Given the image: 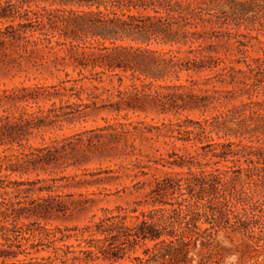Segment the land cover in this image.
Returning a JSON list of instances; mask_svg holds the SVG:
<instances>
[{
    "label": "rangeland",
    "instance_id": "obj_1",
    "mask_svg": "<svg viewBox=\"0 0 264 264\" xmlns=\"http://www.w3.org/2000/svg\"><path fill=\"white\" fill-rule=\"evenodd\" d=\"M247 1L161 0L164 8H156L164 20L154 23L168 34H158L150 49L165 55L153 65L164 79L153 87L136 82L138 91L131 73L122 91L113 90L121 76L103 78L101 87L111 91L77 83L79 71L64 52L0 50V185L8 187L0 202L12 225L84 227L119 206L178 212L187 205L190 182L233 167L214 157L218 144L264 149L260 135L244 139L264 118L256 105H264V88L255 87L264 69V38L246 30L253 29L248 18L263 16L257 7H238ZM170 40L178 44L166 45ZM250 183L262 199L264 186ZM218 187L205 199L217 215L227 210L223 183ZM216 241L208 264H264L258 241L230 230L218 232Z\"/></svg>",
    "mask_w": 264,
    "mask_h": 264
},
{
    "label": "trees",
    "instance_id": "obj_2",
    "mask_svg": "<svg viewBox=\"0 0 264 264\" xmlns=\"http://www.w3.org/2000/svg\"><path fill=\"white\" fill-rule=\"evenodd\" d=\"M161 3V0H0V50L18 49L32 55L64 52L79 71L80 79L76 82L88 81L96 91H111L101 85L104 77L115 76L122 78L113 90L122 91L123 80L128 79L129 73L135 90L139 89L136 82H150L153 87L164 79V73L153 65L165 55L150 49L158 34L167 33L154 23L164 20L163 13L156 8H164ZM239 6L244 12L257 7L262 13L258 22L247 19L252 30L246 26L247 31L258 32L256 40L260 41L264 38V0H249ZM151 12L156 16H151ZM172 14L176 12L167 15ZM237 24L240 27V21ZM173 42L170 40L166 45L178 44ZM258 70L260 81L255 87L263 89L264 69ZM80 88L85 91V85ZM256 105L263 114L264 105ZM261 119L251 128L252 137L244 139L260 135L258 142L264 140V118ZM217 150L220 153L214 157L233 167L227 165L224 171L207 175L209 179L190 182V187L204 192L195 195L188 187L189 198L184 201L187 205L178 212L161 208L137 213L119 206L104 209V218L84 227L30 230L24 224L21 228L12 225L3 199L0 259L3 264L11 260L14 261L10 264H208L205 256L212 252L216 234L222 230L264 244V197L258 199L256 187L250 183L264 186L261 171L264 149L252 143H226L218 144ZM235 172L238 175L232 176ZM220 182L227 210L217 215L205 199L220 192ZM7 189L0 185L5 195ZM179 189L182 190V185ZM5 246L7 249L2 250ZM19 257L25 259L20 261Z\"/></svg>",
    "mask_w": 264,
    "mask_h": 264
},
{
    "label": "clouds",
    "instance_id": "obj_3",
    "mask_svg": "<svg viewBox=\"0 0 264 264\" xmlns=\"http://www.w3.org/2000/svg\"><path fill=\"white\" fill-rule=\"evenodd\" d=\"M230 259H231L232 261H235V260L237 259V257H236V256H232Z\"/></svg>",
    "mask_w": 264,
    "mask_h": 264
}]
</instances>
